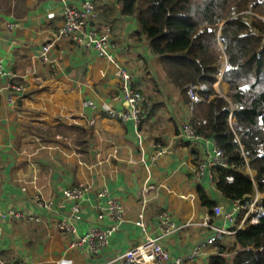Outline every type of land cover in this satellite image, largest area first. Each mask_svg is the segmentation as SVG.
I'll return each instance as SVG.
<instances>
[{"label": "crops", "instance_id": "1", "mask_svg": "<svg viewBox=\"0 0 264 264\" xmlns=\"http://www.w3.org/2000/svg\"><path fill=\"white\" fill-rule=\"evenodd\" d=\"M82 1L0 0V64L8 74L0 76V215L19 211L39 219L0 217V260L123 264V253L159 237L161 213L169 215L175 231L160 244L171 258L187 257L210 227L223 225L222 215L213 210L227 208L229 202L215 190L212 174L195 173L212 151L210 141L181 137L187 108L143 36L136 37V21L120 14L121 0H90L98 13L96 27L110 30L111 53L132 72L134 88L154 110L137 127L104 115L106 102L118 94L114 67L93 51L55 39L64 3L77 6ZM49 43V63H43L39 52ZM215 89L225 97L228 85L219 78ZM123 108L124 102L117 105ZM158 145L168 152L154 160ZM78 185L88 191L78 201L67 200L63 190ZM102 191L106 194L99 196ZM204 197L215 202L212 209L203 204ZM109 199L123 205L124 219L107 244L96 255L86 247L71 248V234L56 224H75L78 237L92 227L109 228V219L97 216ZM141 212L143 229L135 224ZM241 218L226 228L235 229ZM223 241L185 264H209L218 246H230L234 237Z\"/></svg>", "mask_w": 264, "mask_h": 264}, {"label": "trees", "instance_id": "2", "mask_svg": "<svg viewBox=\"0 0 264 264\" xmlns=\"http://www.w3.org/2000/svg\"><path fill=\"white\" fill-rule=\"evenodd\" d=\"M121 2L120 14L136 21V37L143 36L181 96L194 134L223 151L227 166L212 170L215 190L247 202L255 190L264 192V0ZM219 78L228 85L225 97L215 89ZM203 204L212 209L215 202L204 197ZM259 206L209 264H264V201Z\"/></svg>", "mask_w": 264, "mask_h": 264}, {"label": "built area", "instance_id": "3", "mask_svg": "<svg viewBox=\"0 0 264 264\" xmlns=\"http://www.w3.org/2000/svg\"><path fill=\"white\" fill-rule=\"evenodd\" d=\"M98 19V13L95 5L90 0H84L77 6L64 3L62 11L61 25L57 28L55 33V39H63L72 42L79 48L93 51L97 57L105 59L115 69V76L119 81L118 94L106 102L104 106V115L112 120L128 122L132 121L134 126L137 127L145 117V111L151 108L149 99L141 92L137 91L132 84L133 74L126 67L120 65L111 53V49L114 47L112 41V33L108 28L99 30L96 27ZM53 43L46 44L40 49L39 57L43 63H49L48 53ZM154 57H157L153 55ZM151 61V60H148ZM0 76H8L4 68L0 64ZM8 89L14 88V86L8 85ZM196 86H191L189 89L190 98H195ZM19 90V89H17ZM124 102L126 106L122 110L117 109V105ZM181 137L188 141H201L202 139L194 134V130L188 122L183 123L181 128ZM210 141L212 151L208 154L207 158L203 160L195 168L197 176H202L206 172L208 175L212 174V170L216 167H226L227 160L223 151L217 147L214 141ZM213 145V147H212ZM156 153L153 156L154 160L158 157L166 154L168 149L162 146H156ZM87 186L78 185L76 187L65 188L63 190V196L67 200L78 201L88 191ZM106 193L102 191L99 196H104ZM264 201V192L257 190L249 196V202L243 200L229 201L227 208L217 206L213 212L216 215H222L223 225L220 227H210V234L202 241H200L196 247L192 250L187 257H175L171 258L159 240L163 237L171 234L173 223L171 222L167 213H161L159 216L160 234L159 237L147 238L141 244L126 251L121 255L123 264H185L186 260H192L197 255L205 253L209 247L224 242L226 237L233 236L237 230L244 227L246 220L252 219V217L259 212V204ZM39 204L46 209H50V204L42 203L39 199L36 200ZM72 211L77 212V205L72 206ZM241 214V223L235 229L226 228V224L230 227L235 225L237 216ZM98 220L103 221L109 219L111 226L109 228L92 227L88 232L78 237L76 236L75 224L69 221H62L56 224V228L59 231L67 232L71 234L72 241L70 242L71 248L86 247L91 254L96 255L100 248L104 247L110 236L118 229V226L124 219V207L123 205L114 200L109 199L104 207H102L97 214ZM1 219L9 218L11 220H18L25 217L19 211H8L5 214L0 215ZM28 221H39L35 217H25ZM78 217H75V220ZM142 229L145 228V215L143 212L137 216L135 223ZM0 264H26L24 262L7 263L0 260Z\"/></svg>", "mask_w": 264, "mask_h": 264}, {"label": "rangeland", "instance_id": "4", "mask_svg": "<svg viewBox=\"0 0 264 264\" xmlns=\"http://www.w3.org/2000/svg\"><path fill=\"white\" fill-rule=\"evenodd\" d=\"M221 68H222V66H221ZM229 247V246H228Z\"/></svg>", "mask_w": 264, "mask_h": 264}]
</instances>
